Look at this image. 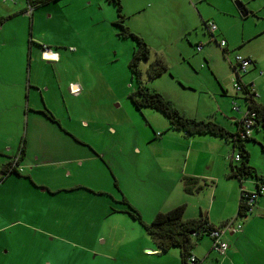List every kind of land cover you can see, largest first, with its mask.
<instances>
[{
  "label": "rangeland",
  "instance_id": "1",
  "mask_svg": "<svg viewBox=\"0 0 264 264\" xmlns=\"http://www.w3.org/2000/svg\"><path fill=\"white\" fill-rule=\"evenodd\" d=\"M22 1L24 8L17 11L13 16L15 19L5 22L9 23L10 32L20 35L18 42L25 45L22 52L27 78L31 74L33 81L41 86L42 93L38 94L40 102L37 106H40L43 112L54 113L53 116L55 118L57 116L62 124L78 137L83 138L85 142L90 141L95 148L106 153L103 159L85 161L83 166H77L76 162L66 165V169L71 170L68 181L79 182V179L85 178L103 188V193L96 194L92 189L84 188L68 193L61 192L54 200L48 193L38 188L40 191L38 195L43 194L49 198L41 196L42 200L36 201L35 223L39 224L44 232L38 234L35 244L29 243V246L34 244L30 250H34L33 254L37 255L33 264H47L48 260L51 261L50 264H115L113 260L105 261L101 255L108 256L107 260L113 259L114 247L118 250L119 245H122L118 253L119 258L127 260L129 255L126 253V256H123V252L130 250L131 244L135 243L136 233L140 229L137 226L138 222L129 220L135 224L132 226L121 216L102 215V210L104 206L109 205L120 206L127 210L129 204L134 206L144 222H149L156 210L162 206L163 197L168 192L164 193L160 179L171 178L173 171L169 169L166 175L164 172L157 175L153 165L161 161L153 158L151 160L153 157L151 150L155 152L158 148L167 152L171 151L170 148L181 150L185 144L177 142L171 136L176 133L173 130L165 132L166 139L163 143L157 140L146 142L139 133H135V125L128 119L132 117L129 112L130 107L134 109L137 119L143 126H146L147 122L144 112L148 110L136 109L128 97L136 86V80L131 77L128 68V61L136 41L131 37L118 35L120 28L113 23L117 18L116 6L113 2L51 0L26 13L24 10L28 8V2L17 0V3ZM189 1L120 0L123 24L142 37L149 47V59L140 63L142 81L149 88L153 85L166 89V92L176 100L189 104L193 113L198 107L199 116H203L198 120L217 118L221 122H226L222 116L224 112L222 106H227L229 111L237 113L233 110V102H239L243 109V101L234 98L235 90L232 86V78L235 77L232 69L234 57L242 53L240 47L242 43L243 50L247 48L252 53L260 55L261 60L264 61V29L254 37H248V34L264 26V19L258 15L241 18L239 7L234 0H210L221 10V13L217 14L220 25L216 23L219 29L215 30V34L218 41L223 36L222 38L227 42L228 51L224 53L210 37L207 29L201 27L197 11L189 6ZM3 5L8 4L3 3ZM232 7L236 9L235 14L231 12ZM202 11L215 12L208 4L204 5ZM33 13H35L34 21ZM195 14L199 25L191 35L198 34V36L184 35L183 23H194ZM187 37L191 38L192 44L188 43ZM28 39L33 42L30 47ZM209 39L212 40L211 43L207 42ZM5 42L4 39H0V53L3 52L0 60L11 68L13 57L19 63L17 55L13 53L18 50L11 44L3 47ZM196 44H200L203 49L202 47L200 50L195 49ZM40 45L45 49L48 48L50 53L55 52L53 58H48ZM28 53H30V61H28ZM182 57L190 63L182 61ZM155 58L165 63L168 70L163 78L151 81L146 77V67ZM181 71L186 72L189 77L180 75ZM193 71L198 73L194 74ZM239 72L242 77L247 74L242 70ZM227 78L228 82H226ZM224 90H227L226 94ZM218 106H221V109ZM208 110L212 111L208 113ZM30 113L33 115V111ZM156 114L164 120L160 113ZM38 116L42 119L35 122L32 121L30 114L29 120L23 116L16 124H11L10 116H7L3 129L7 131L9 143L12 142V138L18 140V147H12L11 156L17 154L23 140L26 143V150H31L32 154L37 150L40 151L39 148L43 150L40 151L41 153L59 148L62 141L56 134L61 132L57 130V126H48L43 115L38 114ZM164 123L169 126L167 120ZM109 126L113 127L114 131H110ZM254 135L260 138L263 132L253 130L251 139L244 141L249 153L248 162L258 174L264 176V150L261 147L264 146V139L262 137L258 140ZM133 142L138 146L139 153L132 152ZM72 143L84 151L92 149L88 144L86 147L74 141ZM204 156H201L198 163L202 168H205L206 156ZM56 159L59 160V156L54 160ZM29 161L33 165H21L20 173L27 169L21 175H26L27 171L36 165L34 160L29 159ZM161 164L170 168V164ZM46 168L47 166L38 168L37 170H40L38 176L50 179L51 176L45 173ZM112 171L117 175L116 178ZM56 179H63V176L60 175ZM251 179L253 177L244 178L245 181ZM214 183V179L201 182L203 188L194 190L193 196H189L191 204L188 212L198 214V208L195 207L200 201L214 220L226 216L228 219L234 217L238 194L235 201L233 196L231 197L221 186V179L217 187H214ZM210 187L214 189L212 194L209 191ZM30 189L34 192L32 187L24 183L19 189L20 197L24 200L33 197ZM17 194L19 192L15 193ZM87 196L92 197L95 204L84 205L80 198ZM122 196L128 198L129 203L120 202ZM114 197L118 200H114ZM69 198L72 200L71 203ZM76 198L79 200L75 201ZM26 211L27 208L24 206L22 213L25 220H27ZM43 216H47L48 219L43 221ZM240 218L237 217V222L242 224ZM15 229L18 232L10 235L8 244L18 248L20 244L29 242L33 234L23 225ZM228 235H230L228 232L224 235L225 240L230 238ZM207 237L209 236H203L205 239ZM46 244L47 249H45ZM168 251L169 264H181L179 248L172 246ZM135 264L147 263L144 261L137 263L136 260Z\"/></svg>",
  "mask_w": 264,
  "mask_h": 264
},
{
  "label": "crops",
  "instance_id": "2",
  "mask_svg": "<svg viewBox=\"0 0 264 264\" xmlns=\"http://www.w3.org/2000/svg\"><path fill=\"white\" fill-rule=\"evenodd\" d=\"M28 1H33V0H27V2ZM240 1L244 6V11H246V13L243 14L242 10L239 7V16L241 18H244L246 16L258 15L259 17H262V19H264V0H240ZM7 4L8 5H3V3L0 2V19H4L3 23L0 25V39L2 40L4 39V41H6L3 47L7 46L6 44H11L13 48L14 47L17 48L18 51H14V52L12 51V52L15 55H17L19 59V63L13 57L14 62L12 67L10 68L8 67L6 62L3 63L0 60V170L3 168L4 165H6L9 162L10 158L12 157L11 156L12 147H16V146L18 147V140L12 138V142L9 143V137L7 135V131L3 129V125H4L3 123H6V118L8 115L10 116L9 121H11V124H16V122L21 120L23 116L24 117L26 116V118L29 120V114L33 122L42 119V117L38 116V114L43 115L45 123L47 122L48 126H57L56 127L58 128L57 130L60 131L61 133H57L56 136L59 137L62 141L59 148L57 150H54L55 152L44 151L47 153H41L40 151L43 150L39 148L40 151L37 150V152H34V154H32L33 152L31 150L30 151L28 149L26 150L25 140L21 141L23 144L22 147L23 149H22L21 158L19 159L20 166L27 164L33 165L31 161H29V159L34 160L36 165L33 166L32 169L28 170L26 175L22 174L23 176L21 175V173H23L27 169H25L20 174L10 173L7 174L5 177H2L0 174V264H23L24 261L25 263L27 262L26 264H33L35 261L34 258L35 257L37 258V255H34L33 254L34 250L31 251L30 248L31 247L33 248L35 242H37L38 234H41L42 231L44 232L41 226H38L39 224L35 223L37 220L36 201L37 199L38 201L42 200L41 196H44V198H49L43 194L38 195L40 192L38 188L40 187L43 191L48 193L49 196H51L54 200L56 199L57 196H59L58 194H60L61 192L68 193L74 190H79L84 188L88 190L92 189L96 194L103 193L102 192L104 191L103 188H101L100 186H96V184L91 183L85 178L83 180L79 179V182L68 181L67 179L70 178L71 170L70 169L67 170L66 165L76 162L78 163L76 164L77 166H83L85 161L88 162L95 159H101V158L103 159L106 153L104 150L102 151L95 148L90 141L85 142L83 138L78 137L77 134H75L69 128L64 126L61 120L57 116L56 118L54 117L55 120H51L50 118L45 116L40 110L41 109L40 106H37V103L40 102L38 99V94L41 95L42 93L41 86L37 84L35 81H33L31 74L30 77L27 78V75L23 67L24 54L22 52V48L24 49L25 45L18 42L19 38H21L20 35L10 32L9 23L5 22L10 19H15L13 16L17 13L18 10L23 9L25 5L23 4V1L17 4H10V3ZM188 4L190 7L196 9L198 17L200 18L201 21V27L202 26L205 27L206 25L205 23L207 22V20H211L214 21L216 25V31L219 29L217 24L218 25L220 24L218 22L217 14H220L221 10L218 7L214 6L210 0H190ZM207 4L210 5V7H212L216 13L215 12L203 13L202 10H204V5ZM231 12L235 14L236 9L232 7ZM32 15L34 21L35 13H33ZM195 16H196V21L194 19V23L192 24L183 23L184 35L186 34L191 35V32L198 27L199 21L197 19L196 14ZM31 22H32V18H31ZM263 29L264 26H262L259 30L248 34V37L249 38L254 37L255 35H257L258 32H262ZM191 36L192 37L198 36V34L197 35L192 34ZM214 37L215 39L213 40L218 45V40H217L218 37L216 36L215 32H214ZM222 37L223 36H221L220 39ZM190 39L191 38L187 37L188 43L192 44V41ZM211 41L212 40L209 39L207 42L211 43ZM32 43H33L32 40L28 39L29 47L30 44ZM197 45L200 44H196L195 49ZM40 46H42L43 48V45ZM240 47L242 49L241 50L242 53L240 54H242L243 56L250 57L253 61L252 64L249 66L247 72H244L247 74L244 77L240 75V79L245 84H249V83L253 84L256 92L258 93L257 98H255L256 103L263 105L264 104V61L261 60L260 55L252 53L247 48L243 50L244 48H242V43L240 44ZM223 49H224V53L228 51L227 42L225 47L222 48V50ZM43 51L45 52L44 54L48 58L49 57L53 58V56L56 54L55 52L52 53L48 52L49 51L48 48L47 49L43 48ZM1 54H3V52H1L0 55ZM30 59H31L30 53H28V61H30ZM182 61H186L185 58L182 57ZM186 63L189 64L190 62L186 61ZM233 66L234 63L232 65V69L234 76L236 77V72ZM196 73L198 72H194V74ZM165 74L166 73H163L162 75L154 79H151V81L156 79H161ZM179 74L184 77L188 76V74L184 71H181ZM169 76L171 77V75ZM183 81L185 80L183 79ZM226 82H228V78L226 79ZM150 89L156 90L161 94H163L168 99H170L172 103L177 107V109L180 112H182L184 115L197 120L203 117V116H199L197 111L198 107L195 108V111L193 113L190 109L189 104L176 100L171 96L169 92H166V89L158 88L153 85L152 87H150ZM226 93L227 90H224V94ZM243 97H244V93H234V98H238L239 100L243 101V109L241 104L239 102H236L237 103L236 105L238 106V110L235 109L233 110L237 111V113L233 111H229L227 106H222L224 107L223 108L224 112H222L223 114L222 113L221 114L223 118L226 120V122H221L217 120V118L215 119L209 118V119L220 124L227 131L231 133H235L238 126L237 123L241 118V114H243V112H245V110L247 109V104ZM143 108H146L148 110L144 112V115L147 118L146 126H143L142 123H140V121L137 119L134 109L130 107L129 110L132 117L128 119L135 125V129H136L135 133H139V135L143 137L142 139H144V141L146 142L157 140L160 143H163L164 140L166 139L165 132L167 131L170 132V130H173L170 129L168 125L166 126V123H164L166 120L167 123H169L168 119L166 118V116H164L161 112L157 110H154L150 107H142V109ZM218 108L221 109V106H218ZM32 111H33V115H31L30 113ZM211 111L212 110H208V113H210ZM157 112L163 116L165 121L161 120L158 117V115L156 114ZM227 120H233V122H227ZM108 129L110 131H114L113 127L111 126H109ZM253 130L256 131L262 130L263 135L262 136L260 135L261 136L260 138L263 137L264 139L263 128L257 127ZM173 132L176 133L175 134L173 133L174 135L171 136L177 142H180L181 144H185L184 148L182 146L183 149L174 150L175 148H170L171 151L169 152L163 151L161 148H158L156 152L154 150H151L153 154L151 160L153 158L154 160H160L161 163L170 164L169 165L170 168L166 165H162L161 163H157L153 165L155 167L153 169L154 170L156 169L157 175L161 174L162 172H164L166 175L169 169L173 170L171 171L172 173L171 178L165 177L164 179H160V181L162 182V186L164 188L163 190L164 193H166V191L168 192L163 197L162 206H160L155 213L159 211L165 212L167 210L172 209L175 206L184 205L183 218L190 219V218H197L200 215H204L207 217L208 222L210 224L214 226H220L221 224H223L225 221L228 220V216L223 218H218V220H214L211 217L209 211L203 208L200 201L196 203V207H195L198 208L199 211L198 214H191V212L190 213L188 212L189 205L191 204L189 196L191 195L193 196L194 189L192 188L193 190L191 192L185 191V185H184L185 177L195 178L196 182L194 186L193 185L192 186L193 187L200 186V188H203V186H201L202 181L213 180V179L215 180L216 183V185L214 183V187H217L221 179V184H222L221 186L224 188V190L227 191V193H229V195H231V197L233 196V199L235 201L237 199V194L239 200L241 188L247 191H256L261 185H264V176L261 173L258 174L256 169L255 171L257 175L261 176L262 180L253 178L251 179V181L249 180L245 181L244 178L240 179L237 176L233 175V171L230 167V162H231L230 155L233 152V144L229 140L211 134L188 135L180 130H173ZM252 133L253 131L251 132L250 137H252ZM254 137L260 140V138H258L256 135H254ZM73 141L77 142L78 145H84L86 147L90 145L92 149H89L88 151L87 149L86 151L81 150V148H77L76 147L77 145H74V143H72ZM177 144L179 145V143ZM131 150L132 152L139 153V148L135 144V142L131 144ZM203 155L206 156V157L204 156L205 168H202V165H198L199 159ZM56 156H59V160L57 159L54 160ZM197 165L199 168H197ZM43 166H47L45 173L51 176L50 179H44L42 176L41 177L38 176L40 170L37 169ZM49 167L51 168L50 170L48 169ZM33 168H36V170H33ZM150 170H152L151 167ZM112 172L114 178H116L117 175L115 174L114 171ZM60 175L63 176V179H56ZM24 183H27L30 188L32 187L34 189V192L31 191L30 189V192L33 193V197H29L27 200H24L22 197H20L19 189L24 186ZM115 185L117 186V181ZM211 187L209 189L210 194L214 193V189ZM226 188H228V190ZM18 192L19 194L15 195V193ZM80 199L82 200V203L84 205H87L89 203L95 204V201L92 199V197L87 196V197H82ZM115 199L117 198L114 197V200ZM123 199L126 201V203H129L128 198H125V196H122L120 202H123ZM43 200L46 203H49L48 201H46V199ZM69 200L71 203L72 200L70 198ZM77 200H79V198H76L75 201ZM24 206L27 208L25 215V218L27 220L24 219V215L22 213V210H24ZM237 208H238V202H237ZM237 208H236V213H237ZM125 211L126 210H124V208L120 206L109 205L107 207L104 206L102 210L103 213L102 215L104 214L105 216H108L110 214L118 215L121 216V218L128 224L135 226V224L131 223L129 220H134V221L136 220L133 219ZM40 219L41 217H39V220ZM46 219H48V217L43 216V221H45ZM240 220H242V230H241L242 232L241 233L228 232V234H230L228 235L230 238H227L226 241L229 244V248L227 249L224 256H219L218 253L212 250L211 241L209 237H207L206 239L203 238V236H207L206 234L200 235L197 238L192 239V246L190 247L189 251L198 257L199 264H215L214 263L215 261L218 262L217 264H264V193L258 195L252 211L249 212L245 217L241 216ZM235 222H237V219L235 220ZM137 224H138L137 226L140 227V229H138V232L136 233L135 243L131 244L130 250L123 252V256H126V253L127 255H129L127 260H123L122 258H119L118 253H120L119 251L121 250L122 245H119L118 250L117 247H114L115 253L113 254L114 257L113 259L107 260V258L109 257L104 255H101L102 258H104L105 261L113 260L115 261V264H135L136 260L137 263L144 261L147 264H169L168 250L171 247L165 251L158 248L150 239V237L146 234L144 228L139 223ZM21 225L31 230V233L33 235L30 238V241L27 242L26 244H20L18 248L12 247L11 245L8 244V239L12 233L15 234L18 232V230H16L15 227ZM45 241L47 243L49 242L47 240ZM29 243H34V244H32V246H29L30 245ZM47 246L48 245L46 244L45 249H47ZM19 253L22 254L20 255ZM180 258H181V264H183L181 252H180ZM29 261H32V263ZM47 262H48L47 264L51 263L50 260H48Z\"/></svg>",
  "mask_w": 264,
  "mask_h": 264
},
{
  "label": "trees",
  "instance_id": "3",
  "mask_svg": "<svg viewBox=\"0 0 264 264\" xmlns=\"http://www.w3.org/2000/svg\"><path fill=\"white\" fill-rule=\"evenodd\" d=\"M49 1L51 0H33L28 1V4L34 8ZM109 1L113 2L116 6L117 18L113 20V23L120 28L118 35L121 37H131L136 41V46L134 47L132 56L128 61V68L130 70L131 77L136 80V86L128 96L131 100V103L138 109L142 107H150L161 112L168 119L170 129L180 130L188 135L211 134L229 140L233 144V149L235 150V152H238L240 155V160L238 162H230V167L233 171V175L237 176L240 179L253 177L254 179L262 180V177L257 175L255 169L250 166L248 162L249 153L245 148L244 141L251 139V137H241V128L239 125V121L237 123L238 126L236 132L231 133L220 124L212 120H197L186 116L177 109V107L172 103L170 99L165 97L160 92L150 89L147 84L142 81V71L140 69V63L149 59V47L142 37L131 31L127 26L123 24L124 18L121 14L122 7L120 4V0ZM3 21L4 19H0V25L3 23ZM222 51L224 52V49ZM233 68L236 72L237 79L239 78V80H241L240 74L237 72L236 67L233 66ZM167 70V65L160 59L155 58L154 60L150 61L146 67V77L147 79L151 80L162 75ZM244 85L248 86L249 84L244 83ZM243 93V98L246 101L248 109L254 111V129L257 127H261L264 129V104L261 105L256 103L255 98H253V96L249 94L246 88H244ZM43 114L51 120H55L54 116L49 112L44 111ZM22 147L23 144H21L19 150L17 151V154L19 155L12 156L9 162L0 170V174L2 177H5L10 173L20 174V171H18L16 165L19 164V159L21 158L23 149ZM261 147L264 150V146ZM14 157H17V159L15 160ZM195 182V178L185 177V191L191 192L193 189L199 190L200 186L193 187ZM123 202L126 203L124 199ZM127 206L128 209L125 212H127L144 228L146 234L158 248L163 251L169 249L172 246L178 247L180 249L183 264H187L186 256L190 252L189 249L192 246V234L196 232L197 236L195 238H197L200 235L206 234L205 227L214 226L208 222L207 217L204 215H200L197 218H183L184 205L175 206L165 212L159 211L155 213V215L149 222H144L141 219L139 213L131 205L127 204ZM248 213L249 212H247L246 206L242 203V196L240 195L236 216H246Z\"/></svg>",
  "mask_w": 264,
  "mask_h": 264
},
{
  "label": "built area",
  "instance_id": "4",
  "mask_svg": "<svg viewBox=\"0 0 264 264\" xmlns=\"http://www.w3.org/2000/svg\"><path fill=\"white\" fill-rule=\"evenodd\" d=\"M0 2L15 4L17 0H0ZM27 5H28V8L24 11L26 13H30L33 7L29 4ZM206 28L211 34V38L215 39L214 37V32L216 30L215 23L212 21H207ZM218 45L221 48H224L226 45L225 39L221 38L218 41ZM201 47H202L201 45H197L196 49L200 50ZM234 59H235L234 66L236 67V70L239 74H240L239 72L240 70H242L243 72H246L248 67L252 64V60L250 57L243 56L241 54H236ZM232 86L235 90V93H243L244 88H246V90H248L249 94L253 96V98H257L258 96V93L256 92L252 83H249L248 86H245L244 83L241 82V80H239V78L237 79V77L232 78ZM233 105H234V109L238 110V106L236 105L235 102H233ZM253 117H254V111H252L251 109H248L247 107V109L245 110V112H243L241 118L239 119V125L241 128L240 129L241 137H249L251 135V132L254 129ZM16 155L18 156L19 154H16ZM230 156H231L230 157L231 162H238L240 160L239 153L235 152L234 149ZM14 159L16 160L17 157H14ZM16 166H17L18 171H21L20 164ZM262 193H264V185H261L259 189L256 191H247L243 188L240 189V195L242 196V203L246 206L247 212L252 211L258 195ZM236 219H237V216H234L233 218H230L227 221H225L220 226L205 227V233L211 239L212 250H214L216 253H218L221 256H224L227 249L229 248V244L224 239V235L227 232H240L242 230V224L240 222H235ZM192 236L196 237L197 233L194 232ZM186 263L187 264H199L198 257L192 252H189L188 255L186 256Z\"/></svg>",
  "mask_w": 264,
  "mask_h": 264
},
{
  "label": "water",
  "instance_id": "5",
  "mask_svg": "<svg viewBox=\"0 0 264 264\" xmlns=\"http://www.w3.org/2000/svg\"><path fill=\"white\" fill-rule=\"evenodd\" d=\"M234 1L238 5V7H240V9L242 10V13L245 14L246 11H244V6L242 5V2L240 0H234Z\"/></svg>",
  "mask_w": 264,
  "mask_h": 264
}]
</instances>
